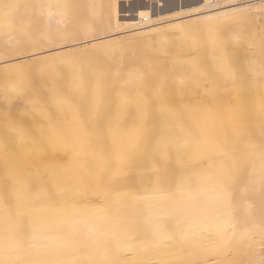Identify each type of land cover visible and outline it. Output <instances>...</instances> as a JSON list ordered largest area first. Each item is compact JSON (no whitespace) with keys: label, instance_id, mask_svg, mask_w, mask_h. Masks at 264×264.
<instances>
[{"label":"bare ground","instance_id":"1","mask_svg":"<svg viewBox=\"0 0 264 264\" xmlns=\"http://www.w3.org/2000/svg\"><path fill=\"white\" fill-rule=\"evenodd\" d=\"M118 1L0 0V264H264V0Z\"/></svg>","mask_w":264,"mask_h":264},{"label":"rangeland","instance_id":"2","mask_svg":"<svg viewBox=\"0 0 264 264\" xmlns=\"http://www.w3.org/2000/svg\"><path fill=\"white\" fill-rule=\"evenodd\" d=\"M116 1H118V0H116ZM177 1L178 0H176V2L175 3H177ZM249 0H227V1H223V2H221V4L222 5H220V6H232L233 4H236L237 6L236 7H243V6H245L246 5V3L248 2ZM260 2H263V0L262 1H260ZM125 3H128L127 5H129V4H131V3H129V1L127 0L126 2H125V0H119L118 1V5H121L122 7L123 6H126L125 5ZM204 9H199V11H197V12H201V11H203ZM194 12V11H193ZM184 13V12H183ZM180 14V15H178V16H176V15H163V16H161V17H157V18H155V19H151V21H146V22H151V24H153V25H157L158 23L159 24H162V26H165L167 23H169L170 21H173V20H176V19H180V18H182V19H184V16L186 15L185 13L184 14ZM158 14H159V11H158ZM189 14H193V13H189ZM165 23V24H164ZM168 25V24H167ZM166 25V26H167ZM141 26V25H140ZM134 28H136V27H129V25H121V28L119 29V31H116V35L117 36H120V34L119 33H123V32H126V31H131V30H133ZM115 34V31H113L112 29H105L104 31H103V34L102 35H98V37L100 38V36H101V38L102 37H104V36H108L109 34L110 35H112V34ZM118 33V34H117ZM105 34V35H104ZM125 34V33H124ZM86 39H81V40H79V42H81L80 43V45L78 46V47H84V46H88V44H83L84 43V41H85ZM82 44V45H81ZM39 48H43V47H32V48H30V50L31 51H25V52H31V53H28V54H36V53H38V52H40V49ZM33 58H35V57H33ZM33 58H29V59H26V60H31V59H33ZM24 61V60H23ZM23 61H20L19 60V62H23ZM8 66H10V64H6L5 63V59H1L0 60V70H2L3 68H5V67H8ZM0 90H2V88H0ZM14 94V93H13ZM18 94H15V97L17 96ZM1 102H4V100H1ZM12 102V105H13V107L16 109V110H19V111H23L24 110V108H25V104H24V101L22 100V98H20L19 97V95L17 96V99H15V100H13V101H11ZM3 108H5V107H3ZM258 149H260L261 148V145H258ZM261 150V149H260ZM247 180H248V178H247ZM263 180H264V177H263ZM261 186L262 187H264V182H263V184H261ZM246 198H248V197H246ZM256 241L257 242H259V241H261L260 242V247L259 248H261L262 250H260L262 253H264V240H262L261 238H259L258 236H256ZM263 243V244H262ZM245 256V257H244ZM248 256V257H247ZM217 256H214V258H216ZM249 258V254H245L244 253V255L243 256H240V259L239 260H237V256L235 255V254H233L232 252H227V254H226V257H225V259H229L233 264H258V263H256V262H253V261H249V260H251V258L250 259H248ZM263 258H264V256H263ZM219 259V258H218ZM247 259H248V261H249V263L247 262ZM212 264H216V263H218V260L217 259H213L212 260V262H211ZM135 264H164V263H161V262H158V261H140V262H137V263H135Z\"/></svg>","mask_w":264,"mask_h":264}]
</instances>
